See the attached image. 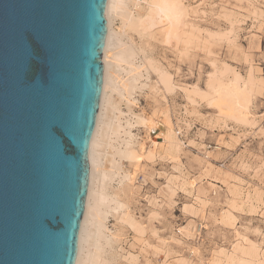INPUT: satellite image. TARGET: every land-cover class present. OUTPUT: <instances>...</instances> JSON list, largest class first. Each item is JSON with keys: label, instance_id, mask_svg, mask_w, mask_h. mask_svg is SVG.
<instances>
[{"label": "rangeland", "instance_id": "rangeland-1", "mask_svg": "<svg viewBox=\"0 0 264 264\" xmlns=\"http://www.w3.org/2000/svg\"><path fill=\"white\" fill-rule=\"evenodd\" d=\"M151 1L128 0V10L143 18ZM159 1L148 30L122 36L130 62L110 61L122 83L104 105L102 218L86 227L84 264H225L217 258L236 244L255 246L264 264V0ZM220 68L250 87L242 124L220 121L215 95L204 96ZM124 153L139 161L133 182Z\"/></svg>", "mask_w": 264, "mask_h": 264}, {"label": "water", "instance_id": "water-1", "mask_svg": "<svg viewBox=\"0 0 264 264\" xmlns=\"http://www.w3.org/2000/svg\"><path fill=\"white\" fill-rule=\"evenodd\" d=\"M107 0H0V264H75Z\"/></svg>", "mask_w": 264, "mask_h": 264}, {"label": "bare ground", "instance_id": "bare-ground-1", "mask_svg": "<svg viewBox=\"0 0 264 264\" xmlns=\"http://www.w3.org/2000/svg\"><path fill=\"white\" fill-rule=\"evenodd\" d=\"M160 6L161 5H160L159 0H153L148 4L146 14L143 18H141L139 16L134 18V16H132L130 11L128 10V0H107L106 9H105V18L107 21L106 22V37H105L104 44L102 47V57H101L103 65H104L103 87H102V95H101V100H100V108H99L98 118H97L94 134H93V137H92V140L90 143V147H89V151H88V165H89V171H90L89 172L90 173L89 184H88L86 203H85L84 214H83V219H82V225H81L80 233H79V244H78V251H77L75 264H84V261L86 260V259H84L85 256L82 257V252L84 249V244L86 243V239L89 236L88 234L90 233V232L88 233L87 232L88 230H86L87 225L89 223L91 224L92 222H98L99 223V222H101V218H102L100 215V203L103 204L102 202L104 201V196H103L102 191L100 193L98 192V194H97V192L95 191V186L97 183L103 182L104 179L106 178L105 172L99 169L98 154L97 153H98V150L99 151L102 150V148H101V150L98 148L99 143L102 145V143L104 142V140H105L104 137H105L107 131L109 130V126H110L109 124H111L110 123V120H111L110 111L105 109L106 107L104 108V105H107V102H108L107 91L110 92L109 94L117 91L116 86L118 84L122 83V78L119 76V73H118L119 72L118 66H120L118 64L130 62V60L136 54V53H132V52L128 53L126 51V49L123 48L124 44L122 43V36L126 30H131V31L137 32V33L145 32L146 30H148L149 29L148 22L150 19L154 18L160 12L159 11ZM254 13H255V11H254ZM116 18H119L120 25H121L117 31H115L112 28V22ZM190 36H192V35H190ZM127 49H128V47H127ZM137 51H139V50H137ZM141 54H143V53H141ZM111 60L115 64H117L118 66L116 65L114 68H112L110 65ZM128 65H129V63H128ZM154 71H156V70H154ZM227 77L228 76H227L225 70H222V69H221V71L216 70L214 73H212L209 76V78L207 79V82L205 81L206 83H205V94H204V96H208V95H212V94L215 95V100H216L215 103H216L217 107H222V109L220 110L219 116H217L220 121L222 120L223 122H225L226 117L232 116L235 123L242 124L246 120L245 117H247L244 113H246L248 110L247 100L249 101V99L251 98L250 97V93H251L250 87L246 83H241L240 78H238L235 75L232 78H227ZM220 79L227 81V84H228L226 86L227 88L223 91L217 90V81ZM123 84L126 86V84L124 82H123ZM217 122L218 121H216V123ZM149 123H151V121ZM149 123H147V126ZM156 125H158V124H156ZM148 142H149V145L151 147H154L155 142H156V137H155V139H150ZM103 148H105V147H103ZM144 151H145V148L143 145H141L139 147L140 156L143 155ZM102 154H104V153H102ZM122 157H125V159L127 158L129 160L135 161L134 172H132L131 174H129V176H127L129 178V181L133 182L132 180L134 179L135 169H136L137 165L139 164V161L135 160L137 158L134 155H131L129 153H126V154L124 153L122 155ZM209 165L210 164H208V167H209ZM191 186L193 187L194 184L192 183ZM229 195H231L230 192H229ZM251 200L249 201V203L251 202ZM253 201H256V200H252V202ZM249 203H247V204H249ZM231 204H232V200H231L230 205ZM250 208H252V210H253V208H255V207H253V205L251 207V205H250ZM124 217H126V216H124ZM229 218H230V216L228 214L224 215V219L229 220ZM130 225H132V223H130ZM132 227H134V226L132 225ZM131 229H134V228H131ZM93 230H95V229H93ZM244 246H241L240 244L234 245L231 248V250L229 251V253L225 252L222 254V256L218 257L217 258L218 261H222L225 264H256L257 262H259V263L263 262V261H259L260 254L258 253V250L255 246H252L249 248H246ZM85 258H87V256Z\"/></svg>", "mask_w": 264, "mask_h": 264}, {"label": "built area", "instance_id": "built-area-1", "mask_svg": "<svg viewBox=\"0 0 264 264\" xmlns=\"http://www.w3.org/2000/svg\"><path fill=\"white\" fill-rule=\"evenodd\" d=\"M155 132H156V131H155V129H154V130H152L151 134H152V135H154V134H155Z\"/></svg>", "mask_w": 264, "mask_h": 264}]
</instances>
